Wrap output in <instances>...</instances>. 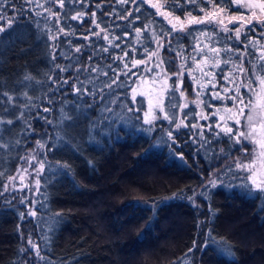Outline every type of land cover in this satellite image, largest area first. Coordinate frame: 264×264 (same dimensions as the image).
<instances>
[{"label":"trees","instance_id":"trees-1","mask_svg":"<svg viewBox=\"0 0 264 264\" xmlns=\"http://www.w3.org/2000/svg\"><path fill=\"white\" fill-rule=\"evenodd\" d=\"M158 1L180 17L212 8L229 14L248 10L230 0H212V7L206 4L198 11L172 9ZM136 7L139 12L120 18ZM10 8L16 14L0 32V91L13 102L0 96V120L14 123L0 124V191L21 156L39 141L44 147L40 182L45 193L40 205L53 216L46 239L47 264H179L184 256H189L188 264H264V193L256 192L259 198H253L255 190L236 176L209 189L206 199L199 192L223 170L218 146L231 156L241 152L226 137H207L199 143L191 132L201 111L208 114L210 100L199 92L185 54H190L193 32L215 24L166 35V47L157 53L158 63L164 61L160 73L165 84L172 86L171 81L180 78L183 91L182 116L187 115L190 127L173 131L181 102L175 95V105L163 99V114L152 112L147 119L153 123H145L146 102L138 99L135 108L126 94L134 81L111 70L131 64L130 56L144 58L163 33L172 31L144 2L65 0L61 7L60 0H8L0 15ZM93 11L99 28L93 25ZM78 14L82 15L73 20ZM136 16L139 20L130 24ZM117 34L121 40L112 39ZM84 35L90 39L84 40ZM169 41L172 51L167 50ZM117 43L120 48L112 47ZM121 49L129 50V57L117 59L123 57ZM261 63L245 61L249 78L256 79L253 73ZM91 67L100 71L77 72ZM65 78L68 84L62 83ZM78 80L84 81L89 94L74 91ZM157 88L150 100L160 99ZM166 116H174V122ZM26 218L17 208L0 205V264L20 260L33 225Z\"/></svg>","mask_w":264,"mask_h":264},{"label":"rangeland","instance_id":"rangeland-1","mask_svg":"<svg viewBox=\"0 0 264 264\" xmlns=\"http://www.w3.org/2000/svg\"><path fill=\"white\" fill-rule=\"evenodd\" d=\"M161 1L170 5L172 9H187V7H191L188 8V10L192 11H198L200 7L205 6L206 4H208L209 7H212L214 3L213 1L209 2V0H196L195 4H183V7L181 8L174 7L176 0ZM230 1L234 6H238V3H234L233 0ZM246 1L248 3H254L252 0H239V3L241 4ZM219 2L223 3L224 0H219ZM10 9L3 14L4 19L0 20V27H3L4 29L12 23L13 17L16 14V10L13 8ZM10 11H13L14 13L10 15ZM123 16L129 17V11L124 13ZM234 26L235 25L228 27L233 28V38L231 41H233L234 44L228 42V39H226L228 34H226L222 28L218 25H210L207 26L210 28L201 27V29L193 32V36L191 38L194 40V43L190 48L189 56L185 54V57L189 58L192 62L193 79L195 80V84L199 89V92L201 90V95L206 96L207 99L210 100L209 104L212 105V107L208 109V114L205 111H201V117L197 118V122L195 124L197 127H192L191 132H195V136H193L199 143H202V141H204L202 139L207 137L219 136L221 139L225 137L228 138V136L222 131V128L225 124L232 126L236 116L238 115V109L232 106L231 100L212 99L213 93L216 91H219L221 95L235 94V84L226 83L224 77H229V79L239 77V79L235 80V83L245 82V77H243L238 70L230 73V69L234 67V63L232 62L239 63L237 56L234 52H225L223 49L228 48L231 45H237L240 51H244V45L247 44V52H250L251 55H247V53H245V61H256V65L261 61V55L264 54V35H261V31H256L254 32L255 34L251 31L242 32L240 37L242 43L237 44ZM245 34L248 39L244 38ZM253 40L255 41V44L250 43V41ZM158 41H162L164 47H166V36H162L155 41L153 50L149 51L144 58L137 59L134 58V56H130L132 59L131 64L128 65L127 69L123 66L118 72L123 76V73L127 72L129 69L136 73L135 76H128L134 81V86L130 92L126 94H128L131 98L135 108H137L138 99L146 102V114L148 115L147 117L145 115V118H148L152 112L155 114H163V99H165L168 104L175 105L173 100L175 95L179 99V102H181L178 105V119L176 120L175 125L172 126V130L183 131L190 126L186 124V120L182 116L183 97L181 92L183 91L180 88V78L173 79L171 81L172 86H168V83L165 84V81L161 78L162 75L160 73V67H156V65L159 64L157 59H160L157 56V53L164 47H159ZM229 56L232 57V62L225 64L224 60H226ZM135 60H141L144 61V63L133 68L132 65ZM244 66L245 63L243 64V67ZM145 67L154 70L145 72ZM221 71L222 75H219L218 73ZM260 75H264V73H260ZM252 80L256 81V90L257 93H260L259 98L256 96H253L252 98V102L258 106V115L255 123V137L257 140L264 141V127L261 126L260 122L261 116H264V112H261V106H264V93H261L259 88V80L255 78H252ZM174 84L176 90L173 92L172 89ZM214 84L216 85L215 88L213 87ZM156 85L158 86L156 93L160 96V99L153 101L150 99ZM225 87L229 90L227 94L223 91ZM241 91L247 92V89H241ZM248 95L252 94L249 93ZM248 95L245 96V101L248 100ZM153 108L157 111H152ZM228 109H231V111H228ZM246 115L247 110H245V116L239 117L241 124L236 126L237 129L244 132L250 131L247 126ZM168 119L171 120L170 117ZM156 122L157 121H154V129L157 127ZM152 123L153 122H151V124ZM218 124L220 125L219 127L217 126ZM209 125H211L212 131H209ZM201 126L203 127L201 128ZM231 144L237 145L240 148V154L231 156V154L226 153L223 146H218L217 149L220 153V157L222 160L224 159L222 163L223 170L214 174L211 180L207 183L206 188L199 191L203 199H206L209 189L221 183H226L232 176L238 177L240 182L251 186L250 182L245 179L248 175H250V173L238 169L236 167L237 162L244 165H250L256 171L258 176L264 175V155H261L262 150L258 144H254L250 140H243L242 143L236 144L234 140L229 139V145L231 146ZM42 152H44V147L40 144H36L31 150H27L21 156L23 159L20 158L19 165L17 166L15 172L6 178L0 191L1 206L17 208L20 213L26 215V219H31L33 222L31 229L28 231L29 236L23 244L21 257L17 264H47L48 262L45 256L48 248L46 239L53 225V216L45 214L43 212V207L40 205V203L45 199V193L40 182V176L44 169L42 161V155L44 153ZM195 200V197L191 198L193 205H197ZM33 213L35 214L33 215ZM29 241H31V243ZM33 245H35V247H33ZM178 263L188 264L189 256H184Z\"/></svg>","mask_w":264,"mask_h":264},{"label":"snow or ice","instance_id":"snow-or-ice-1","mask_svg":"<svg viewBox=\"0 0 264 264\" xmlns=\"http://www.w3.org/2000/svg\"><path fill=\"white\" fill-rule=\"evenodd\" d=\"M8 0H3V3H0V8H3L4 4L7 3ZM28 3H31V0H27ZM80 2H82V0H80ZM119 3L124 4V3H132V4H137V0H118ZM140 3H143L144 0H139ZM209 2H212V0H209ZM216 2H219V0H216ZM225 3H227V0H224ZM234 3H238V6H242L245 7L247 9H249L252 12V15L245 19V17L242 15L240 17H230L228 20L229 24H234L237 20H242L244 21V23L240 24L238 27H235L234 29V33H235V39L237 41V44L242 43V41L240 40L241 34H242V29L245 28V25L248 26L247 30L248 31H252V32H256L259 31L260 28H264V18H260L257 14V12L255 11V9H259L261 13H264V0H259L258 3H239V0H233ZM65 3V0H60V6L63 7ZM196 0H176V4L174 5V7H183V4H195ZM153 7H156V5H152ZM97 8H100L101 5L97 4L96 5ZM215 7V4H214ZM159 11V9H157ZM127 11V10H126ZM140 8L136 7L135 9L132 10V12H129V16H132L133 12H139ZM201 11H203V9H201ZM221 12L224 11L223 8L220 9ZM79 15L82 14H78V16H73L72 19L76 20L79 18ZM108 15H112V13H108ZM92 18H93V25L96 28L100 27V24L97 23L96 21V12L93 11L92 12ZM121 19H128V17L125 16H121ZM4 19L3 15H0V20ZM177 19H179V17H177ZM136 20H139V16H136L134 18V20H129L130 24H134ZM204 20L201 19H197L196 17H191L190 23H194V24H200V23H204ZM81 23H83V21H81ZM219 24H221L222 30L228 34L226 36V39L231 40L233 38L232 36V29L228 28L227 25H224L223 20H219L218 21ZM259 26V28L257 27ZM145 30L147 29L148 25H145ZM5 29L3 27H0V32H4ZM60 32H63L64 29L61 28L59 30ZM103 31V30H102ZM175 26L172 29V32H175ZM89 33H91L92 35H100L99 33H95L92 31V29L88 30ZM141 32V29L139 27L136 28V33L137 35H139ZM171 32L168 33H163L162 36H166V35H171ZM74 35V33H73ZM128 35L127 32H125V37ZM261 35H264V32H261ZM84 40H89L90 37L89 35H84L82 37ZM245 39H248L247 35L245 34ZM105 40H109V36L105 35L104 36ZM112 39H116V40H121L122 38L119 36V34H117L116 36L112 37ZM109 43H111V41H109ZM250 43L255 44V41H250ZM158 45L159 47H164L162 41H158ZM84 46H81L80 48H76L77 52H81L82 48ZM112 47L115 48H120V44L117 43L115 45H112ZM247 48L248 45L245 44L244 45V51H240L239 48L237 47V45H231L228 48L223 49V51L225 52H234V54L237 56V60L239 61V63H235L232 62V57L229 56L226 60H224L225 64H228L230 62L234 63V67L232 69H230V73L234 72V71H239L243 77H245V82L244 83H235L236 79H239V77H233L232 79H229V77H224V80L226 83H233L235 84V88H234V95H221V93L219 91H216L213 93L212 99H228L232 101V106L234 108L238 109V115L236 116L235 120H234V124L232 126H228L227 124H225V126L222 128V131L224 132L225 135L228 136V138L230 140H234V142L236 144H240L242 143L243 140H250L252 143L254 144H258L259 147L261 148V155H264V141L262 140H257L255 137V123H256V118H257V104H254L252 102V98L253 96H256L259 98L260 93H257L256 90V81L252 80L251 78H249L248 76V71L243 67V64L245 63V53H247V55H251L250 52H247ZM168 51H172L171 48V41H169L168 44ZM101 51L107 53L109 50L108 48H102ZM121 51L123 52V57H117V59H124L125 57H129L130 55V51L129 50H125V49H121ZM215 51V50H213ZM177 55H181V53H177ZM218 55V53H217ZM56 57L54 56L53 59H55ZM194 59V58H193ZM260 59L262 61H264V54L261 55ZM94 60V55L93 56H89V61H93ZM144 63V61L141 60H135V62L133 63L132 67L135 68L138 65ZM164 63V61H161L160 64ZM160 64H157L156 67L159 68ZM59 67V66H58ZM109 67L111 68V65H109ZM255 67V65L253 66ZM125 68H128V63L125 62ZM61 71H66L67 68H61ZM113 74L116 76H119L120 73L116 71V69H111ZM154 69H148L147 67H145L144 71H152ZM81 71H90V72H98L100 71L99 67H91V68H81V69H77V72H81ZM260 73H264V63L260 64V68L258 70V72L253 73V75L256 76V79L259 80V88L261 90V93H264V75H260ZM104 75H108L107 72L103 73ZM125 76H135L136 73L132 72L131 69H129L127 72L123 73ZM219 75H222V71L220 73H218ZM182 75V73H181ZM51 79V78H50ZM116 81L113 80V83H115ZM54 84H59L61 82L59 81H53ZM63 84H68L69 81L67 78H65L62 81ZM74 87V91L83 96V95H87L90 93V89H88L87 87H85V83L84 81H77L76 85H73ZM108 87H110V85H108ZM213 87L215 88L216 85L214 84ZM241 89H247V92H242ZM176 90L175 88V84L173 86L172 91L174 92ZM224 93L227 94L228 93V89L227 87H225L223 89ZM249 93H251L252 95H248ZM93 95H95V93H92ZM181 94L183 95V92H181ZM197 95H199V93H197ZM248 95V100L245 101V96ZM0 96H7V100L8 102H13V97L11 95H8L5 92L0 91ZM49 102L51 103V99L49 100ZM135 102V101H134ZM27 107V106H26ZM208 107H212L211 104L208 105ZM50 109L45 108L44 111L48 112ZM130 111L132 109H129ZM245 110H247V115H246V120H247V126L249 127L250 131L248 132H244V131H240L239 129L236 128L237 125L241 124V120L239 117L245 116ZM4 111H8V109H4ZM228 111H231V109H228ZM261 112H264V106H261ZM23 115V114H22ZM148 114H146L147 117ZM236 115V114H234ZM158 117H153V119H156ZM165 118H169L168 116H166ZM172 122H174L175 117H171L170 118ZM184 119H187V115L185 114ZM50 123V121H47ZM260 122H261V126L264 127V116H261L260 118ZM8 124V125H12L14 123L13 120H0V124ZM145 123H149L151 124V120L149 119H145ZM218 127L220 126L219 124L217 125ZM193 127H197L196 125H193ZM203 126H201L202 128ZM209 127V131H212L211 125L208 126ZM235 129V130H234ZM169 136H172V133L169 132ZM40 142L38 141V144ZM42 146V145H41ZM23 159V158H21ZM236 167L242 171H247L250 173V175H248L245 179L247 181L250 182L252 189H254L255 191L252 192L253 198L258 199L259 196L256 195V192H262L264 193V175L258 176L256 171L250 166V165H244L240 162H237ZM26 171V170H25ZM39 174V173H38ZM214 183V182H213ZM252 189H249V191H252ZM262 211H264V209H261ZM35 213H33L34 215ZM31 243V241H29ZM33 247H35V245H33ZM191 251V249H190Z\"/></svg>","mask_w":264,"mask_h":264},{"label":"water","instance_id":"water-1","mask_svg":"<svg viewBox=\"0 0 264 264\" xmlns=\"http://www.w3.org/2000/svg\"><path fill=\"white\" fill-rule=\"evenodd\" d=\"M253 2L258 3L259 0H254ZM144 3L154 12L156 17L158 19H161L169 28L173 29V27L175 26L176 31L175 32L171 31L172 34L177 32H182L188 29L189 27H196L203 24H211V23L218 25L220 28H222L223 26L218 23V21L221 19L223 20L224 25H227V27L232 25H236V27H238L240 24L244 23V21L237 20L234 24H229L228 20L230 17H240L243 15L245 19H247L252 15V12L250 10H248L246 13L243 14H229L225 11L221 12L220 11L221 8H212L198 15H187L180 17L174 15L173 13L165 9L158 0H144ZM152 5H156V7H153ZM157 9H159V11ZM255 11L257 12L260 18H264V13H261L258 8L255 9ZM177 17H179V19H177ZM191 17H196L197 19L204 20L205 22L200 24L190 23ZM247 27L248 26L245 25V28Z\"/></svg>","mask_w":264,"mask_h":264}]
</instances>
